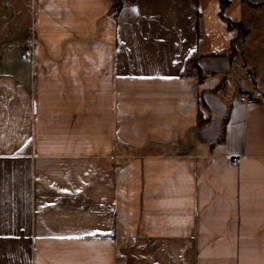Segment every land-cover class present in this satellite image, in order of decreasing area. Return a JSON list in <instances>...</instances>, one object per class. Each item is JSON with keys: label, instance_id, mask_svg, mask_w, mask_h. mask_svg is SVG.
I'll return each instance as SVG.
<instances>
[{"label": "crops", "instance_id": "obj_1", "mask_svg": "<svg viewBox=\"0 0 264 264\" xmlns=\"http://www.w3.org/2000/svg\"><path fill=\"white\" fill-rule=\"evenodd\" d=\"M221 2L0 0V264H264V29Z\"/></svg>", "mask_w": 264, "mask_h": 264}, {"label": "rangeland", "instance_id": "obj_2", "mask_svg": "<svg viewBox=\"0 0 264 264\" xmlns=\"http://www.w3.org/2000/svg\"><path fill=\"white\" fill-rule=\"evenodd\" d=\"M130 1H133V0H114L115 2V5H114V8H116V10L118 9V7L120 6V10L122 7H124L127 3H129ZM224 4H231L232 1L233 3L235 4L236 2H239L240 4H242L244 6V15L246 16L248 14V9H254V8H257V11L259 12L257 14L258 18V21H260L258 23L259 27H258V30L260 29H264V0H221ZM227 5V6H228ZM117 6V7H116ZM195 6H198L197 5V0H195ZM241 5H236L235 7L231 8L228 12L231 13L232 11H234L236 8L240 7ZM246 7V8H245ZM197 8L196 7V14H197V18H198V26L200 25L201 23V20H202V15H200V13L197 11ZM210 12V15L209 17L213 18V17H216V13H214V8L211 7V9L209 10ZM235 12V11H234ZM223 14H224V10H223ZM248 17V16H247ZM250 19V17L248 18ZM240 24H241V27L238 29V31H241L240 35H242V38L238 41V43H240L242 41V39H244L249 33H250V29L249 27L247 26V24L245 22H241L239 21ZM248 23V21H247ZM15 28V27H14ZM22 28V27H21ZM12 30V28H10ZM27 29V28H26ZM13 31V30H12ZM264 31V30H263ZM25 32H27V34H29V30L27 31H22V32H17V35H19V38L21 39L22 37H24V34ZM11 32H8V35L10 34ZM23 43H25L24 41H22ZM237 43V44H238ZM5 44H18V42H8V43H5ZM233 53L236 51V47L233 48ZM194 65V63H193ZM190 67L192 68V64L190 65ZM197 74V73H196Z\"/></svg>", "mask_w": 264, "mask_h": 264}, {"label": "trees", "instance_id": "obj_3", "mask_svg": "<svg viewBox=\"0 0 264 264\" xmlns=\"http://www.w3.org/2000/svg\"><path fill=\"white\" fill-rule=\"evenodd\" d=\"M228 4H224L223 2H221V11H220V16L226 21V23H227V28L229 29V30H237V32H238V34L236 35V37L234 38V40H233V46H232V48H235L236 47V45H237V43H238V41L242 38V35H240L241 33V31H238V29L241 27V24L240 23H234L233 21H231V20H229V19H226V17L224 16V14H223V10H224V8H226V6H227ZM117 7V6H116ZM117 10H120V6L118 7V9ZM193 63H194V67L195 68H197V59H194L193 60ZM198 75V74H197ZM199 76V75H198ZM202 115L200 116V121H199V123H200V125H202L203 124V121H202Z\"/></svg>", "mask_w": 264, "mask_h": 264}, {"label": "built area", "instance_id": "obj_4", "mask_svg": "<svg viewBox=\"0 0 264 264\" xmlns=\"http://www.w3.org/2000/svg\"><path fill=\"white\" fill-rule=\"evenodd\" d=\"M240 100L247 106L255 104L256 100L250 94L247 93H240L239 94ZM235 163H238L237 159H234Z\"/></svg>", "mask_w": 264, "mask_h": 264}]
</instances>
